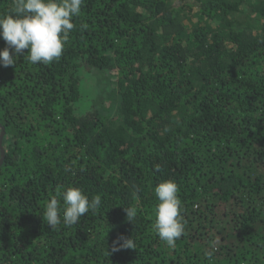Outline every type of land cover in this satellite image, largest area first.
Masks as SVG:
<instances>
[{"label": "trees", "instance_id": "1", "mask_svg": "<svg viewBox=\"0 0 264 264\" xmlns=\"http://www.w3.org/2000/svg\"><path fill=\"white\" fill-rule=\"evenodd\" d=\"M73 22L59 60L0 65V264H264V0H84ZM93 72L114 100L84 95ZM166 180L174 248L153 230ZM68 187L101 205L52 229Z\"/></svg>", "mask_w": 264, "mask_h": 264}, {"label": "clouds", "instance_id": "2", "mask_svg": "<svg viewBox=\"0 0 264 264\" xmlns=\"http://www.w3.org/2000/svg\"><path fill=\"white\" fill-rule=\"evenodd\" d=\"M83 2L84 0H13L11 10L0 15V37L7 44V47L0 50V65L14 66L26 49L27 60L32 64L47 65L59 60L70 32L75 27L73 20L80 15ZM154 191L158 204L154 209L153 230L168 247L174 248L176 241L185 234V222L180 213L179 186L172 180H166L156 186ZM101 202L100 195L89 198L79 187H68L57 191L45 204L43 220L52 229L61 222L71 226L90 211L98 210ZM125 212L126 219L134 222L138 209L127 206ZM136 247L133 238L119 236L113 242L111 251ZM207 255L211 261L212 254Z\"/></svg>", "mask_w": 264, "mask_h": 264}, {"label": "rangeland", "instance_id": "3", "mask_svg": "<svg viewBox=\"0 0 264 264\" xmlns=\"http://www.w3.org/2000/svg\"><path fill=\"white\" fill-rule=\"evenodd\" d=\"M96 75H94V72L92 73L91 76L88 75V79H87L88 86L86 85V78L83 79L82 89H83L84 95H87V92L91 90V94H93V96L97 97L98 99H100L101 96H105L104 99L106 100H109L110 98L114 100L113 97H110V93L112 94L111 88L108 86V84L106 85L105 82L100 81L99 76L102 78L103 75L102 74H99L97 76ZM96 89H98L99 93L95 92ZM84 100L86 101V99Z\"/></svg>", "mask_w": 264, "mask_h": 264}, {"label": "water", "instance_id": "4", "mask_svg": "<svg viewBox=\"0 0 264 264\" xmlns=\"http://www.w3.org/2000/svg\"><path fill=\"white\" fill-rule=\"evenodd\" d=\"M0 150H1V156H0V165L3 163L4 157H5V148L3 146V137L5 135V126L0 123Z\"/></svg>", "mask_w": 264, "mask_h": 264}]
</instances>
